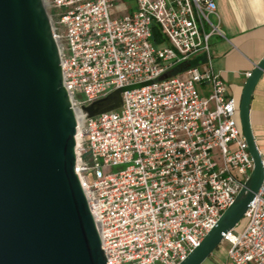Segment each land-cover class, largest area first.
<instances>
[{"label": "built area", "instance_id": "1", "mask_svg": "<svg viewBox=\"0 0 264 264\" xmlns=\"http://www.w3.org/2000/svg\"><path fill=\"white\" fill-rule=\"evenodd\" d=\"M42 2L79 116L75 171L105 264H179L253 168L238 105L210 60L211 38L223 37L214 0ZM200 56L202 63L170 75ZM147 82L123 91L117 110L93 118L82 112ZM222 243L225 264H264V176Z\"/></svg>", "mask_w": 264, "mask_h": 264}, {"label": "water", "instance_id": "2", "mask_svg": "<svg viewBox=\"0 0 264 264\" xmlns=\"http://www.w3.org/2000/svg\"><path fill=\"white\" fill-rule=\"evenodd\" d=\"M264 58L247 77L238 119L253 162L244 187L179 264H202L242 220L264 166L249 124V102ZM164 75L161 79L167 78ZM125 87L82 107L87 118L117 110ZM76 115L42 0H0V264H105L75 171Z\"/></svg>", "mask_w": 264, "mask_h": 264}, {"label": "crops", "instance_id": "3", "mask_svg": "<svg viewBox=\"0 0 264 264\" xmlns=\"http://www.w3.org/2000/svg\"><path fill=\"white\" fill-rule=\"evenodd\" d=\"M223 37L210 40L214 73L239 105L247 75L264 58V0H214ZM249 124L264 166V73L249 102Z\"/></svg>", "mask_w": 264, "mask_h": 264}, {"label": "trees", "instance_id": "4", "mask_svg": "<svg viewBox=\"0 0 264 264\" xmlns=\"http://www.w3.org/2000/svg\"><path fill=\"white\" fill-rule=\"evenodd\" d=\"M152 40L155 43H160L161 42V37H160L159 32H158L157 29H154V31H153ZM203 61H204V58L200 56V57H198L196 59H192V60H189L187 62H184V63L178 65L174 70H172L170 75H176V74L182 73V72L186 71L189 68L197 66L198 64L202 63ZM217 249H219V247Z\"/></svg>", "mask_w": 264, "mask_h": 264}, {"label": "rangeland", "instance_id": "5", "mask_svg": "<svg viewBox=\"0 0 264 264\" xmlns=\"http://www.w3.org/2000/svg\"><path fill=\"white\" fill-rule=\"evenodd\" d=\"M47 12V11H46ZM225 243L219 246V249L214 251L212 255L206 259L202 264H225Z\"/></svg>", "mask_w": 264, "mask_h": 264}, {"label": "bare ground", "instance_id": "6", "mask_svg": "<svg viewBox=\"0 0 264 264\" xmlns=\"http://www.w3.org/2000/svg\"><path fill=\"white\" fill-rule=\"evenodd\" d=\"M76 117H77V122H79V116H78V114H76Z\"/></svg>", "mask_w": 264, "mask_h": 264}]
</instances>
